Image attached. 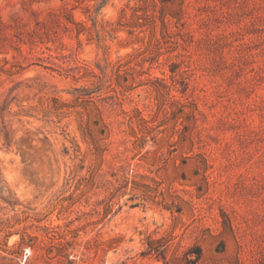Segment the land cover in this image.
I'll return each mask as SVG.
<instances>
[{
    "label": "rangeland",
    "instance_id": "rangeland-1",
    "mask_svg": "<svg viewBox=\"0 0 264 264\" xmlns=\"http://www.w3.org/2000/svg\"><path fill=\"white\" fill-rule=\"evenodd\" d=\"M27 225L264 264V0H0V235Z\"/></svg>",
    "mask_w": 264,
    "mask_h": 264
},
{
    "label": "built area",
    "instance_id": "built-area-1",
    "mask_svg": "<svg viewBox=\"0 0 264 264\" xmlns=\"http://www.w3.org/2000/svg\"><path fill=\"white\" fill-rule=\"evenodd\" d=\"M84 242L62 234L55 227L27 225L10 235H0V264H96L97 257L84 250ZM102 263L123 264L124 261L113 247Z\"/></svg>",
    "mask_w": 264,
    "mask_h": 264
}]
</instances>
